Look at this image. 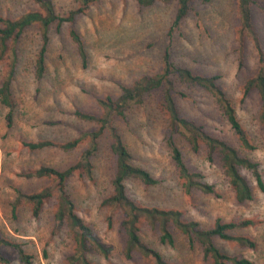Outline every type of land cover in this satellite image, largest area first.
Returning <instances> with one entry per match:
<instances>
[{
    "label": "rangeland",
    "instance_id": "obj_1",
    "mask_svg": "<svg viewBox=\"0 0 264 264\" xmlns=\"http://www.w3.org/2000/svg\"><path fill=\"white\" fill-rule=\"evenodd\" d=\"M53 1L56 12L62 16L80 6L77 0ZM0 7L3 15L14 17L35 9L36 4L31 0H0ZM176 8L177 0H155L150 5L139 4L137 0L89 2L73 23L85 45L86 66L68 32L69 22L59 27L54 23L48 31L46 69L41 79L34 74L36 53L41 45L40 31L30 27L22 34L11 83L15 100L11 127L6 125L7 108L0 103V237L19 242L31 258L25 263L14 247L1 245L0 255L7 260H0V264H68V257L74 252L69 227L64 226L57 234L51 233L56 199L46 201L38 216H33L25 200L16 205L15 201L17 190L36 192L50 182L46 177H25L21 175L22 170L42 165L64 170L78 162L90 142L83 139L76 148L66 151L57 146L32 150L24 141L63 142L82 131L95 129V122L77 118L75 110L100 115L96 99L107 94L115 97L121 85L131 84L143 74L158 72L165 49L176 65L200 74L219 75L218 82L232 101L255 148L239 146L215 98L200 87L175 84L174 95L180 113L257 162L264 180L260 101L256 91L246 97L242 93L246 79L257 71L258 51L251 36H240L236 0H191L188 13L174 23ZM252 22L264 50V11L255 4ZM7 69L8 60L4 58L0 62V80ZM114 124L128 145L133 161L159 179L151 186L128 179L127 189L134 199L150 206L179 209L183 217L199 222L204 228L211 227L216 217L250 219L251 225L232 233L251 237L255 241L253 248L221 238H215V243L231 256L264 264V190L257 187L248 170L242 168L241 172L253 185V198L238 202L217 159H208L204 145L199 152H193L188 142L178 137L184 161L191 170L201 172L204 180L215 184L216 195L196 188L186 190L165 142L167 116L159 93L133 104L126 118L116 119ZM98 143L91 158V177L75 168L66 180L76 212L108 247L106 256L91 247L87 258L94 264H151L138 252L131 258L122 253L125 239L120 226L122 214L102 204L111 191L109 183L115 157L106 134L99 137ZM174 235L175 244L170 246L160 243L157 229L148 224L141 227L142 239L171 264H211L203 258L197 245L190 246L184 234L175 230Z\"/></svg>",
    "mask_w": 264,
    "mask_h": 264
},
{
    "label": "trees",
    "instance_id": "obj_2",
    "mask_svg": "<svg viewBox=\"0 0 264 264\" xmlns=\"http://www.w3.org/2000/svg\"><path fill=\"white\" fill-rule=\"evenodd\" d=\"M31 1L36 4L35 9L24 11L14 17L3 15L0 7V62L4 58L8 60V69L0 80V103L7 108L5 120L8 127L14 123L15 100L11 83L19 57L17 45L25 30L36 27L41 34V45L36 53L34 64L36 78L41 79L46 69L48 31L54 23L59 27L63 22H69L70 37L75 43L83 65L86 66L87 63L85 45L73 23L75 16L82 12L89 2L96 0H77L80 6L69 10L65 16L56 12L53 0ZM154 1L137 0L142 5H150ZM190 2L191 0H177L174 23L180 21L188 13ZM254 4L264 11V0H236L240 36H251L258 51L257 71L246 79L242 93L243 97L252 91H256L258 94L260 101L259 118L264 137V50L253 28L252 5ZM218 79V74H200L188 67L176 65L171 60L168 49H165L161 56V66L158 72L143 74L131 84L121 85L120 93L115 97L107 94L96 99L101 110L100 115L75 110L77 118L95 122L97 125L95 129L82 131L77 137L63 142H55L51 139L24 141V145L32 150L57 146L62 150L69 151L76 148L83 139H88L90 144L83 150L78 162L64 170L44 165L22 170L21 175L25 177H46L50 182L36 192L23 193L17 190L15 205L21 200H25L30 204L33 216H38L46 201L50 198L56 199L51 233L57 234L64 226L69 227L72 232L74 252L68 257V264H94L87 258V252L91 247H94L104 256L108 255V247L100 241L92 228L78 215L74 202L66 189L67 177L75 168L91 177V158L98 149L99 137L106 134L109 139L110 150L115 157V166L109 183L111 191L103 198L102 204L111 210H118L122 214L120 226L125 233L122 253L126 258H131L135 252H138L147 258L151 264H171L160 251L142 239L141 227L148 224L157 229L160 243L170 246L174 245L176 241L175 230L184 234L190 246L197 245L203 258L209 259L211 264H253L250 259L227 254L215 243V238H221L253 248L255 241L251 237L232 233L234 230L251 225L252 220H223L221 217H216L211 227L204 228L199 222L183 217V213L179 209L142 204L129 194L126 185L128 179L138 180L146 186L157 184L159 179L149 170L133 161V155L128 145L114 124L116 119L126 118L128 109L133 104L143 102L152 93H159L161 105L167 116L165 142L178 176L183 179L185 189L190 191L192 188H196L204 193L216 195L215 184L204 180L201 172L191 170L184 161L182 150L177 143L178 137L184 138L193 152H199L201 145H204L208 159L210 161L217 159L235 199L238 202L250 200L254 194L253 185L242 174L241 169L248 170L257 187L264 190V180L258 163L242 154L237 147L223 138L208 133L202 124L182 115L175 100L174 91H176L175 84L177 82L206 90L218 103L222 115L236 135L239 146L249 150L255 148L247 130L236 114L232 101L220 86ZM179 94L185 95L182 91H179ZM111 218L110 214L109 223ZM1 245L14 247L21 261L30 262L31 255L24 250L19 242L1 236ZM0 260L6 261L7 259L0 255Z\"/></svg>",
    "mask_w": 264,
    "mask_h": 264
}]
</instances>
